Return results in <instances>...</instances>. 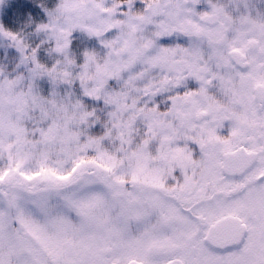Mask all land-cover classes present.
I'll return each instance as SVG.
<instances>
[{
	"label": "snow or ice",
	"instance_id": "6c2138e0",
	"mask_svg": "<svg viewBox=\"0 0 264 264\" xmlns=\"http://www.w3.org/2000/svg\"><path fill=\"white\" fill-rule=\"evenodd\" d=\"M79 20L119 58L105 89L146 87L134 106L115 94L110 122L100 113L87 136L53 127L56 110L35 95L0 109V264H264V10L249 0H101ZM0 45L41 53L39 40L3 24ZM157 155L186 184L203 170L195 203L158 182ZM221 220L235 222L224 242Z\"/></svg>",
	"mask_w": 264,
	"mask_h": 264
},
{
	"label": "clouds",
	"instance_id": "9594fccd",
	"mask_svg": "<svg viewBox=\"0 0 264 264\" xmlns=\"http://www.w3.org/2000/svg\"><path fill=\"white\" fill-rule=\"evenodd\" d=\"M100 2L101 0H0V24L6 28H12L11 23L18 24L17 30H23L30 38L39 40L41 47L40 54L30 52L27 57H20L11 54L12 49L6 45H0V109L6 115L13 110L12 106L18 99L35 95L47 102L50 111L56 110L53 112V127L87 136V129L91 124L101 119L100 113L108 117L104 120L105 125L110 122L113 110L109 108L105 111V108L108 103L115 102V94L128 97L130 106L141 99L134 93L146 85L125 81L117 89H105L107 77L119 74L110 71L108 65L118 66L119 58L113 59L111 48L100 46L99 41L93 43L79 27L82 22L79 20L81 9ZM148 2L158 3L159 0ZM249 3L253 8L264 10V0H249ZM45 10L53 15L41 21V12ZM37 23H43L51 32H36L33 26ZM73 31L76 35L70 37L67 45H59L56 40L48 41L49 34L70 35ZM28 60L32 61L31 65ZM158 76L159 73L150 74L149 82ZM40 78L49 86L47 95L42 94L37 83ZM86 96L108 99L104 105H98L87 102ZM93 116L95 119L89 122L87 118ZM81 124L84 125L83 129ZM73 125L74 128L71 127ZM153 160L158 161L159 156H154Z\"/></svg>",
	"mask_w": 264,
	"mask_h": 264
},
{
	"label": "trees",
	"instance_id": "16d2710c",
	"mask_svg": "<svg viewBox=\"0 0 264 264\" xmlns=\"http://www.w3.org/2000/svg\"><path fill=\"white\" fill-rule=\"evenodd\" d=\"M11 27L12 29L17 30L19 28V25L15 23H11ZM129 103H131V101H129ZM131 118H132L131 116H128V115L125 116L126 120L131 119ZM137 130L139 131V129ZM110 146L113 148L114 151L115 149H118L121 147V145H119L118 143L115 145H110ZM124 146L127 147V145H124ZM156 151H157V148L154 147L153 152H156ZM196 158L198 160L199 156H197ZM153 166L154 168H156L157 166V167H161L162 169H164L160 173V177H161L160 181L165 189L171 190L173 192L181 193L182 183H183V173L178 168L175 171H172L170 168L164 167V165L161 164L159 161H154ZM0 167H6V165H4L2 161H0ZM202 173H203L202 169H196L195 174H193L191 170L188 172V176L191 178L192 183L186 184L185 179H184V200H187L189 196L196 193L194 191V187L199 184V180L201 179ZM128 179L130 180V177Z\"/></svg>",
	"mask_w": 264,
	"mask_h": 264
},
{
	"label": "flooded vegetation",
	"instance_id": "af4514ba",
	"mask_svg": "<svg viewBox=\"0 0 264 264\" xmlns=\"http://www.w3.org/2000/svg\"><path fill=\"white\" fill-rule=\"evenodd\" d=\"M227 134V131L225 132H222L221 135H224L226 136ZM201 182V179L199 180V183ZM209 191L211 192V188L212 186L209 185ZM181 193L183 194L182 195V199L184 200V174H183V183H182V191ZM186 201H189L191 203H195L196 202V193L189 196V198L186 200ZM218 227H224L222 229V233L221 234H218V233H214L215 234V239L217 241H220V242H224V241H228L230 240L234 234H235V222H220V224L218 225Z\"/></svg>",
	"mask_w": 264,
	"mask_h": 264
},
{
	"label": "rangeland",
	"instance_id": "374dc122",
	"mask_svg": "<svg viewBox=\"0 0 264 264\" xmlns=\"http://www.w3.org/2000/svg\"><path fill=\"white\" fill-rule=\"evenodd\" d=\"M225 131H227V127L225 128V130H224V132ZM156 169H158V171H159V173H158V176H157V179H158V182H160L161 183V177H160V173L164 170V169H162L161 167H157L156 166ZM203 174V173H202ZM237 183H239V181H237ZM220 222H224L223 220H221Z\"/></svg>",
	"mask_w": 264,
	"mask_h": 264
},
{
	"label": "water",
	"instance_id": "95a60500",
	"mask_svg": "<svg viewBox=\"0 0 264 264\" xmlns=\"http://www.w3.org/2000/svg\"><path fill=\"white\" fill-rule=\"evenodd\" d=\"M225 175L227 176L228 174L225 173ZM223 228H224V227H218L217 230L215 231V233L221 234Z\"/></svg>",
	"mask_w": 264,
	"mask_h": 264
}]
</instances>
